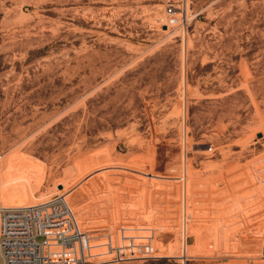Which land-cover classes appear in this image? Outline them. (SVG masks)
Segmentation results:
<instances>
[{
	"label": "rangeland",
	"instance_id": "rangeland-1",
	"mask_svg": "<svg viewBox=\"0 0 264 264\" xmlns=\"http://www.w3.org/2000/svg\"><path fill=\"white\" fill-rule=\"evenodd\" d=\"M0 152L46 264H264V0H0Z\"/></svg>",
	"mask_w": 264,
	"mask_h": 264
},
{
	"label": "built area",
	"instance_id": "built-area-1",
	"mask_svg": "<svg viewBox=\"0 0 264 264\" xmlns=\"http://www.w3.org/2000/svg\"><path fill=\"white\" fill-rule=\"evenodd\" d=\"M167 22L169 25H175L178 22L179 12L173 5H168L166 8ZM2 154L0 152V161ZM57 210V206H55ZM47 209L38 206L26 207V208H13L12 210L5 211V218L10 219H22V230L16 231L14 229H7V223L4 222L2 232L4 237H0V262L3 264H46L49 260V247L52 244H46V252L41 251V246L30 235L29 218L28 213H41ZM0 211H4L1 210ZM65 212H69L66 208ZM58 215V213H56ZM55 216V215H54ZM39 214L37 215V221L39 222ZM45 224V223H44ZM13 224H11L12 226ZM48 234V233H47ZM62 235L61 245L71 244V235ZM78 235V234H77ZM59 244V243H57Z\"/></svg>",
	"mask_w": 264,
	"mask_h": 264
},
{
	"label": "water",
	"instance_id": "water-1",
	"mask_svg": "<svg viewBox=\"0 0 264 264\" xmlns=\"http://www.w3.org/2000/svg\"><path fill=\"white\" fill-rule=\"evenodd\" d=\"M257 136H258V137H260V136H261V134H260V133H258V134H257ZM59 188H61V185H59Z\"/></svg>",
	"mask_w": 264,
	"mask_h": 264
}]
</instances>
